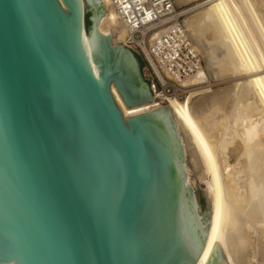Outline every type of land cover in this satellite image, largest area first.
I'll list each match as a JSON object with an SVG mask.
<instances>
[{
  "label": "water",
  "instance_id": "1",
  "mask_svg": "<svg viewBox=\"0 0 264 264\" xmlns=\"http://www.w3.org/2000/svg\"><path fill=\"white\" fill-rule=\"evenodd\" d=\"M84 2L0 0V264L198 259L211 205L189 185L171 109L123 115L111 87L133 108L151 102L150 82L137 54L112 45L101 0ZM142 158L159 199L146 195ZM113 195L139 255H114ZM206 264H225L217 242Z\"/></svg>",
  "mask_w": 264,
  "mask_h": 264
},
{
  "label": "bare ground",
  "instance_id": "2",
  "mask_svg": "<svg viewBox=\"0 0 264 264\" xmlns=\"http://www.w3.org/2000/svg\"><path fill=\"white\" fill-rule=\"evenodd\" d=\"M216 1L183 20L203 60L186 82L194 87L188 96L128 108L111 90L125 117L170 108L202 163L212 214L196 264H206L215 242L225 264H264V0ZM101 2L112 45L125 47L126 30L110 0ZM243 75L249 79L211 90L212 80ZM202 82L207 85L199 87Z\"/></svg>",
  "mask_w": 264,
  "mask_h": 264
},
{
  "label": "built area",
  "instance_id": "3",
  "mask_svg": "<svg viewBox=\"0 0 264 264\" xmlns=\"http://www.w3.org/2000/svg\"><path fill=\"white\" fill-rule=\"evenodd\" d=\"M120 24L126 30L123 45L137 54L142 74L150 82L152 99H182L192 86L186 82L203 66L183 21L184 12L173 0H110ZM173 5L171 8L168 5ZM202 82L199 85H206Z\"/></svg>",
  "mask_w": 264,
  "mask_h": 264
},
{
  "label": "snow or ice",
  "instance_id": "4",
  "mask_svg": "<svg viewBox=\"0 0 264 264\" xmlns=\"http://www.w3.org/2000/svg\"><path fill=\"white\" fill-rule=\"evenodd\" d=\"M177 7H182L181 0H174ZM223 0H218V3H222ZM173 5L169 4L168 7H172ZM76 12L75 17L72 20V24L74 27V35L75 40L78 43L81 37V28H80V18H79V5L75 6ZM183 23V21H181ZM141 165L144 172V179H145V191L146 195L149 200H155L159 199L161 194V186L158 179H155L153 176V170L152 165L150 161H148L145 158L141 159ZM116 194H118V189L116 190ZM110 211L112 213L111 219H112V241H113V252L114 255L117 257V260H119L123 256H133V255H139L142 252V246L135 238H130L125 236L119 226V218L116 210V198L115 195L112 197L111 201V208ZM217 218L219 219V206L217 210ZM197 257L191 256L186 258L183 261V264H196Z\"/></svg>",
  "mask_w": 264,
  "mask_h": 264
},
{
  "label": "rangeland",
  "instance_id": "5",
  "mask_svg": "<svg viewBox=\"0 0 264 264\" xmlns=\"http://www.w3.org/2000/svg\"><path fill=\"white\" fill-rule=\"evenodd\" d=\"M173 2H174V0H173ZM181 2L183 5L182 7H177L175 2H174V4L178 10L184 12V17H183V20H184L188 16L195 15L196 13H199L203 6H205L209 3H215L217 1L216 0H188V1L187 0H181ZM244 79H249V77L247 75H243V76H235V77L224 78V79L221 78L217 81L212 80L213 82L211 81L209 84L211 85V90L223 91L226 88L232 86L233 84L242 83L244 81ZM200 86H205V85H199V87ZM188 95L189 94H187L186 96H188ZM186 96H184V97H186ZM184 97L182 99H184ZM162 105L165 106V104H162ZM176 128L179 132L178 134L180 136L181 144L183 147L184 164L186 166L185 172H186V177L189 180L188 181L189 185L193 191L203 189L208 200H209L207 190H206L205 180L201 179V174H202L201 171L203 172V168L201 167L202 163L199 160V157L196 155V152H195L194 148L192 147L191 142L188 139V137L186 136V134L183 131H180L177 126H176ZM194 162H196V163H194ZM209 202H210V200H209ZM222 254H223V252H222ZM223 256H224V254H223Z\"/></svg>",
  "mask_w": 264,
  "mask_h": 264
},
{
  "label": "trees",
  "instance_id": "6",
  "mask_svg": "<svg viewBox=\"0 0 264 264\" xmlns=\"http://www.w3.org/2000/svg\"><path fill=\"white\" fill-rule=\"evenodd\" d=\"M140 61V60H139ZM140 64H141V68H142V65H143V63L140 61Z\"/></svg>",
  "mask_w": 264,
  "mask_h": 264
}]
</instances>
